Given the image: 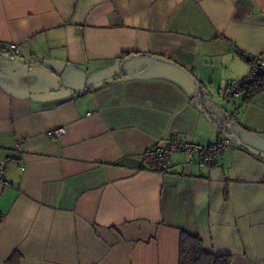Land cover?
I'll return each mask as SVG.
<instances>
[{
    "label": "crops",
    "instance_id": "obj_1",
    "mask_svg": "<svg viewBox=\"0 0 264 264\" xmlns=\"http://www.w3.org/2000/svg\"><path fill=\"white\" fill-rule=\"evenodd\" d=\"M0 44L21 46L0 56V264H178L182 232L264 264V158L229 134L212 166L143 160L218 140L209 113L264 54V0H0ZM237 105L230 130L264 154V93Z\"/></svg>",
    "mask_w": 264,
    "mask_h": 264
},
{
    "label": "trees",
    "instance_id": "obj_2",
    "mask_svg": "<svg viewBox=\"0 0 264 264\" xmlns=\"http://www.w3.org/2000/svg\"><path fill=\"white\" fill-rule=\"evenodd\" d=\"M8 46L0 44V56L9 57ZM14 58V57H13ZM18 58L19 57H15ZM198 87V93L196 94V98L199 101H202L204 98L210 99L206 90L196 82ZM231 87L228 86V91L226 98L238 99L240 101V107L249 104L256 96L261 93H264V73L259 74L254 77L253 80H250L247 83H243L242 94L238 98H234L231 92ZM96 87L87 88L83 94L91 93L94 91ZM239 111V107L236 108L235 113H229L228 111L224 113V111H219L220 116L215 114H210V118L216 128L218 139L226 138L230 134L229 126L232 120L236 121V116ZM153 149V148H152ZM151 150V149H150ZM147 150L143 155V160L149 161L152 164V167L162 174H169L167 164L160 163L156 158L148 156ZM174 174V173H170ZM178 264H232L231 256H215L213 254L207 253L203 246L202 242L199 238L191 236L186 233H180L179 239V249H178Z\"/></svg>",
    "mask_w": 264,
    "mask_h": 264
},
{
    "label": "built area",
    "instance_id": "obj_3",
    "mask_svg": "<svg viewBox=\"0 0 264 264\" xmlns=\"http://www.w3.org/2000/svg\"><path fill=\"white\" fill-rule=\"evenodd\" d=\"M9 57H18L20 55L21 46L20 45H9L8 46ZM264 73V54L256 55L251 58V72L249 76L245 79L231 82L229 86L231 87V92L234 98H238L242 94L243 83H247L253 80L255 76ZM65 133L63 128L53 129L48 135L51 138H60ZM230 145V141L226 138H220L213 144L207 147L186 141V140H170L163 146H156L150 151H148V156L156 158L160 163L167 164L170 159L171 153H182L186 156L187 160H193L194 157L200 165L212 166L215 160L220 156L224 149ZM19 151V147H16ZM5 170V164L0 165V180L3 177V172Z\"/></svg>",
    "mask_w": 264,
    "mask_h": 264
},
{
    "label": "rangeland",
    "instance_id": "obj_4",
    "mask_svg": "<svg viewBox=\"0 0 264 264\" xmlns=\"http://www.w3.org/2000/svg\"><path fill=\"white\" fill-rule=\"evenodd\" d=\"M238 103H239V100L238 99H232V98H229V101L228 102H226L224 100H221L219 102L220 105H222L224 108H226L227 110H230V111H233V109L238 106L237 105ZM232 133L235 135L233 129H232ZM228 139L231 140V142H234V138L233 137H230V138L228 137ZM185 158H186V156L184 154H181V153H171L169 160H170V163L171 164H173L174 162L182 163V161ZM186 160H187V158H186ZM170 163H169V165H170Z\"/></svg>",
    "mask_w": 264,
    "mask_h": 264
},
{
    "label": "water",
    "instance_id": "obj_5",
    "mask_svg": "<svg viewBox=\"0 0 264 264\" xmlns=\"http://www.w3.org/2000/svg\"><path fill=\"white\" fill-rule=\"evenodd\" d=\"M15 59L19 60L18 58H15ZM216 107L218 108L219 111H224V113L227 112L226 108H224V107L221 106V105H217V104H216ZM225 111H226V112H225ZM229 132H230V136H232V137H233V138L239 143V145H240L242 148L247 149L248 151L254 153L256 156H259V157L264 158V154H262V153H260V152H258V151H256V150H254L253 148H250V147H247V146L243 145V144L240 142L239 138H238L236 135H234V134L232 133V130H229Z\"/></svg>",
    "mask_w": 264,
    "mask_h": 264
}]
</instances>
